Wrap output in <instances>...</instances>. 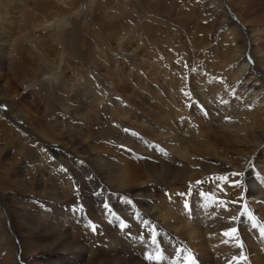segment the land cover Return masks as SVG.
Returning <instances> with one entry per match:
<instances>
[{
	"label": "bare ground",
	"instance_id": "bare-ground-1",
	"mask_svg": "<svg viewBox=\"0 0 264 264\" xmlns=\"http://www.w3.org/2000/svg\"><path fill=\"white\" fill-rule=\"evenodd\" d=\"M119 1L109 0L96 7L93 21L88 27L89 37L84 36L85 38L82 40L85 48L79 52V42L77 40L79 30L68 31L64 34L57 32L69 23L76 7L84 9L89 1L0 0V68L8 69L9 74H12L11 76L15 78V81L31 85L41 80L42 77L55 80L60 73L55 72V70L58 68L65 69V71H70L74 77L76 76L83 87L87 86V89L91 91H88L91 102L96 99V101H100L102 97L106 96L104 85H101V82L96 79L94 72L90 69V63L95 58L101 59L102 56L98 57L100 53L118 62L117 58L114 57L116 55H113L114 52L108 51L109 46L106 42L108 39H105V37H108L109 40L111 38L116 39L120 43L124 37H128L126 36L128 33L133 34L134 37L139 36V34L135 36L137 34L136 28L139 26L134 20L133 12L135 11L130 9L132 14H129L123 6L119 5ZM126 1L128 2V0ZM145 1V4H149V6L146 5L148 7L146 9L152 11L154 16L153 20L147 21V29H150V40L148 41L153 49L151 52L153 51L152 55L155 61L157 58H162L161 61H163L162 66H159L157 61L156 72L153 71L154 74L156 73L157 79L161 78V74L166 78L169 76L171 78L176 73L175 70L177 73H186L185 64L186 59L190 57L189 51H191L190 59L193 58L194 63H199V61L202 63L201 57L204 60L206 50L205 52H195V44L200 47L210 45L211 51H214V58L206 55L207 58H211V62L207 64L205 61V71L201 74L200 82H198L202 88L193 97L200 100L206 111H209L210 116L206 119L201 117L206 121L199 122L198 110L193 108L188 110L181 103V98L174 96V99H158L159 102L167 103L166 108L171 111L169 120H164L161 114L158 115L161 119L159 120L160 124L158 123L161 130L160 141L164 145L162 146L164 152H161V154L166 162H170V159L173 160V164L168 163L160 167L152 165L147 168L150 177L161 181L163 186L168 188L167 193L165 192L160 199V205H152V193L147 192L142 187L135 188L139 186L138 183L143 184L144 181H141L140 168L134 166L129 159H126L127 151L124 152L121 149V153L119 150H114V152H117L118 162L113 160L111 156L106 158L96 153V148L92 145L95 141L93 137L103 127L106 128L108 135H112L117 142H121L126 134L123 129L117 126L113 128L111 126L100 127L98 125L100 119L97 117L95 108L88 109V114L85 113L86 116L82 114L80 115L81 118L78 117L80 120H76L77 126L84 123L81 128L91 129L89 131L90 135L80 131L78 137L87 145L84 147V153H87L90 161L96 164L93 168V175L91 174L92 180L88 181L89 184L85 183L84 179L80 181L79 172L72 166V168H69L71 171L68 170L69 177L67 175L62 176L65 179L68 177L69 180L81 182H78L81 187L79 189L80 197L69 200L62 199L61 201L56 199L50 206L51 210L45 209L44 204L25 206V203L21 202L22 199L16 195H11V192L17 185L20 189L26 190L27 181L13 177L16 173V163L12 160L13 157H9V153L5 155L7 156L4 157L5 162L0 159V169L3 168L0 171V264H185V259L189 253L194 257L195 264H227L228 261L232 264H264V238L259 234L260 230L264 229V111L257 108L252 110L256 95H259L258 97L264 96V46L261 45L264 41L261 44L258 42L260 38H264L261 35L264 32V29H261L264 26V17L259 18L261 20L251 21V25H253L251 28H249L251 26L249 25L250 21L246 20L245 17L243 18V16L239 19L241 20L240 23L231 26L235 21V13L228 10L227 0H223V3L227 6L224 8L226 10L225 17L221 20L215 17L214 12H209V9L214 5V0H199L197 3L190 0ZM152 3L155 6H150ZM133 5L130 7H136ZM183 7L185 8V14L183 15L185 19L188 18L185 20L188 23L184 24L185 21L182 20L180 23L190 27L191 31L202 30L203 34L206 35L207 42H213V44H205L204 40H198L196 31L193 32L192 36L188 34V39L186 36L184 38L180 32L172 27L173 24H168L172 22L168 17L172 12L171 10L182 11ZM195 7H198L197 11L194 10ZM139 8L141 7L139 6ZM213 8L216 10L217 7ZM218 10L217 8L215 12H218ZM141 20L137 21L141 22ZM143 27L144 23L142 22L139 29L143 31ZM214 34H217V36L209 37ZM114 45L116 44L114 43ZM97 47L104 54L98 52ZM52 55L54 57L50 58ZM133 58H135V55L131 59ZM172 58L176 60L175 63L178 61L180 65L175 70H173L175 64ZM104 59L107 60L106 57ZM107 61H104V63ZM227 63H229V66L226 67ZM169 65L170 68H168ZM112 71L117 74L116 70L113 69ZM221 73H223L222 76ZM47 74L49 75L45 77ZM251 75L256 76L255 79L252 80ZM223 76L225 82L228 81L227 84L225 82L220 83L219 78L222 79ZM178 79L174 78L176 84L179 82ZM180 81L186 82L187 79ZM12 83L14 82L12 81ZM6 85L0 82V90L2 91L0 98L4 100L3 103L5 102V104L1 103L3 106H8L7 102L11 101ZM43 93H45V100L48 99L51 102L62 99L61 97L56 98L59 95L58 90L50 91L43 84L41 89L39 88L34 93L36 95L34 104L38 107L42 105L39 96ZM12 101V113H9L10 116H6L8 120L6 122L1 121L0 115V143L5 142V150L8 146H11V141L16 140L18 143L24 138L17 130L23 128L18 124L20 123L18 119L23 118L24 115L16 109L20 104L15 99H12ZM111 103L113 107L104 106L102 108L106 114L117 118L132 119L131 116L135 111L130 103ZM34 104L33 106H36ZM64 106L63 110L73 113V110L64 108ZM179 108L186 110L182 113V110H178ZM8 109H10L9 106ZM180 114L183 116L182 122L190 129L182 126L181 123L177 125L176 119ZM42 116L45 118V115ZM213 121L220 126V129L216 128L217 132H214L215 128L212 132L208 130L212 126V123L209 122ZM59 123L52 124V130L41 129L39 138L37 134L31 132V140L29 141L33 143L36 150L29 148L27 153H30L28 156L34 161H38L39 164L40 157L43 158L41 155L50 156L47 154L46 148H49L53 155L57 152L55 147L52 146L54 143H58L56 132L65 131L63 125L61 126V123ZM198 123H201L202 126H198ZM1 131H3L2 134ZM29 131L27 130V132ZM14 135L17 138H14ZM188 135L192 136L188 137ZM198 137L202 138V141L207 139L205 141L208 143L207 146L199 144L196 141ZM16 142L14 141V143ZM18 145L23 150L26 149L22 143H18ZM22 148L16 152H20ZM42 148L45 150L43 151ZM205 148L206 150H203ZM168 153L171 154V157ZM73 156L76 161L78 157H82L79 153H75ZM48 161L53 163L54 160L49 157ZM70 163L72 164L71 161ZM254 168H259L262 172L256 171ZM233 173H239L240 175L233 176ZM237 180L239 184H234L233 182ZM198 181H203V183L198 184ZM55 183L56 181L53 184ZM58 186L60 187V185ZM212 191L217 192L218 197H222L224 202L215 209L214 207H208L209 201H212L208 200L211 199L210 193ZM177 193H191L189 203L191 218H188L183 208H181ZM201 193L203 195H200ZM128 194L134 196L129 208L134 209L132 205H135L142 212L140 219L143 218V222H148L144 223L146 225L144 233H147V235L143 237L140 234V237L144 239L143 241L140 237L138 239V235H134V242L129 239L126 241L124 234L118 237V241L109 235L112 234L113 228H118L121 231V224L125 223V220L129 217V215L125 217L126 213L123 210L129 198ZM154 195L155 197L158 196L157 193ZM7 198L10 199L12 204L5 206V203L9 200ZM105 204L108 205L107 208H105ZM5 207H8L9 216L7 211L4 210ZM85 210L93 216L96 215V217L103 212H111L107 223V234H105L112 241L110 242L112 247L109 250L104 247H96L95 249L93 246L88 245L89 241L88 243L77 241L75 244L71 240L73 236L71 230L63 222L70 221L69 218L75 215L85 222ZM242 213L244 215L249 213L251 220L245 221L241 215ZM232 217H236V219L232 220ZM8 220H11V225H9ZM233 227L238 229L237 233L244 240L245 245L242 249L237 246L232 237L223 235L225 231ZM153 229L158 233L159 252L166 258L161 262L150 261L145 258L146 253L155 254L156 246L151 244L149 238V233ZM20 230L26 238L32 236L34 238L21 241ZM211 231L210 243L216 244L214 246L210 243L204 245L205 241H201L202 235ZM124 232H127V230ZM128 234L127 232L126 235ZM137 240L139 243L136 246ZM18 242L22 245L21 251H19L20 244ZM178 249L180 251H177ZM212 249L215 250L213 254L211 253ZM241 254L246 259L240 260Z\"/></svg>",
	"mask_w": 264,
	"mask_h": 264
},
{
	"label": "rangeland",
	"instance_id": "rangeland-1",
	"mask_svg": "<svg viewBox=\"0 0 264 264\" xmlns=\"http://www.w3.org/2000/svg\"><path fill=\"white\" fill-rule=\"evenodd\" d=\"M86 1H89V3L88 2L86 3L84 9H78V7H76L73 11V17L70 18L69 23L65 24L57 32L59 34H64V33H67L68 31H78L79 30L78 31L79 35H78V39H77L79 42L78 43L79 52L83 51L85 48L83 43H82V40H84L85 37L86 38L89 37V34H88L89 28L88 27L90 26V24L93 21L94 11H95L96 7H98L101 3L108 2L109 0H86ZM125 1L126 0H120L119 5L123 6L124 10L128 11L129 14H132L131 10L135 11V12L132 11L134 13V16H135L134 17L135 18L134 20H136L135 22L139 26H141V24L143 22L144 23V27H143L144 29L142 31L141 29H139V26H138L136 28L137 34H135V36H137L139 34L138 37H134V36H132L133 34L128 33L126 35L128 37H126V38L124 37V39H122V41L120 40L121 41L120 43L116 39L114 40L111 38L109 40L108 37L107 38L105 37V39H108L106 41L108 43V46H109L108 51L114 52L113 55H116L114 57L117 58L118 62H115V60H113L112 58L109 59V58H107L108 56H106V55L103 56L100 53L99 55L98 54L97 55H98V57L102 56V58L101 59L95 58L90 63V69H91V71L94 72L93 74L95 75L96 79L101 82V85L102 84L104 85V91H105L106 96L102 97L100 101L99 100L96 101L97 100L96 99L95 101L91 102L92 100L90 101V99L88 97V95L90 96V94L88 92L90 90L87 89V86L83 87V85L80 84L81 82L76 79V76L74 77L70 71H68V70L65 71V69L62 70L61 68H58L57 70H55V72H58V73L60 72L58 78H56L55 80L42 77L41 80L37 81L38 83L35 82L34 83L35 85L34 84L31 85L29 83L24 84V83L15 81V78L11 76L12 74L11 75L9 74L10 71H8V69H6L4 67H3V69L0 68V82L4 83L5 85L8 84V85H6V89L9 93V98L11 99L10 102H7L8 106L10 107V109H8V106L1 105V103H3L4 100H2L0 98L1 121L4 120L3 122H6L8 120L6 116H10L9 113L10 114L12 113V102H13L12 99H15V101L18 104H20L19 105L20 108L18 107V104H17L18 108H16V109L19 110L20 112H22V114L24 115L23 118L18 119V121L20 122L18 124L23 127L22 128L23 130L22 129H17V130L20 131L21 135H23V137H24L23 140H20L18 143H22V145H24V147H26V149L23 150V148L20 147V145H18L16 140L13 139L16 143H14V141H11L10 142L11 146H8V148H7L8 151H7L4 149L5 148V142L2 141L0 143V154H1L0 159L2 161H4V157H7L5 155H8V153H9L10 154L9 157L10 158L13 157L12 160L16 163V173L14 174L13 177H16L17 179L21 178L22 180L27 181V183H26L27 189L26 190L23 188L20 189L17 185V187L15 189H13V191L11 192V195H16V196H18V198H21L22 199L21 202L25 203V206H27V207H30L33 205H38V204L39 205L44 204L45 209L51 210L50 206L53 204L52 202L56 199L58 201H61L62 199L63 200L64 199L69 200V199H73V198H76L78 196L79 197L81 196L79 194V189H81V187H80V184H78V182L83 181V179H84L85 183L89 184L88 181L92 180L91 174L93 175V168L96 166V164L95 163L93 164V162L90 161L88 154L84 153V151H83L84 147H86L87 145L85 142H82L78 137L80 131L90 135L89 131H91V129L90 128L88 129L85 127L81 128L82 125L84 126V123H81L80 126H77V121L80 120L78 117H80V115H82V114H84L86 116V114H88V112H87L88 109L92 110L93 108H95V110L97 112V117L100 119V121L98 122V125L100 127L101 126L102 127L103 126H111V128H113V127L117 126V127L124 130L126 135H124L121 142H117L114 140V137L112 135H110V134L108 135L106 128L103 127L102 130H100L101 133L97 131L98 134L93 137V140H95V141L92 145L95 146L97 154H99L103 157H106V158H109L111 156V158L113 160H115L116 162H118L116 151L119 150L121 152V149L124 152L127 151L128 153L125 156L126 159H129V161H131V163L134 166H137L138 168H140V172L142 174L141 175L142 176L141 181H144L143 184L138 183L139 186L135 187V188L138 189V188L142 187V189H145L147 192L152 193L153 194L152 205H160V199L165 194V192L167 193L168 188L164 187L163 183L161 181H157L156 178L150 177L149 176L150 174L148 175L149 172H148L147 168L151 167L152 165L155 167H160V166L166 165L168 163L173 164L172 159H170V162H168V161L166 162V160L163 159V157H162L161 152H164L162 150V146H164V145L160 141L161 130L158 127V125L160 124L159 120H161V119H159L158 115L161 114V115H163L164 120H167V119L169 120L170 119L169 116L171 115V111L167 110V108H166L168 106L167 103L164 104L163 102H159L158 99H174L173 98L174 96H176V98H181L180 99L181 103L184 104V106L187 107L188 110H191L192 108L198 110L197 113L199 114V119H200L199 122L200 121L201 122L206 121V120L202 119L201 117L206 119L208 116H210L209 111L208 110L206 111V109L201 104L200 100L198 98H196V99L193 98L194 96H196L198 94L199 90L202 88L198 82H200L201 74L203 73V71H205V69H204L205 61L207 64H209L211 62V58L210 57L207 58V56H211L213 58L215 56L213 53L214 51H211L212 49H210V45L208 47H207V45H205V47H200L197 44H195V46H196V49L194 50L195 52H202V51L205 52V50H206L207 54L206 53L204 54L205 55L204 60L201 57L202 63H200V61H199V63H194L193 58L190 59L191 51H189L190 57H189V59H186L187 61L185 64V67H186L185 70H186L187 74L182 73V72L177 73L175 68H177L180 65L178 64V61L175 63L176 60L174 58H172V60L174 61V64H175L174 65L175 67H173L174 68L173 70H175L176 73H174L173 76H171V78H170V76L168 78H166L164 75L161 74L160 75L161 78L157 79L156 73L154 74V72H156L155 68L157 66V61H158L159 66H162L161 64H163V61H161L162 58L161 59L157 58L155 61V58L152 55L153 51L151 52V50H153V49H152V47H150L151 45H149L150 42L148 41V40H150V38H149L150 37V29H147L148 28V22L147 21L154 19L153 12L146 9V8H148L147 6H149V4L148 5L145 4L146 3L145 0H128V2L127 1L125 2ZM137 1L140 3H138ZM190 1L197 3L199 0H190ZM226 4L229 6H227ZM226 4L223 3V0H214L213 7H217L219 10H218V12H215V11H217V8L215 10V8L211 7L209 9L210 10L209 12H211V13L214 12L216 15L215 17H218L219 20H221L225 17L226 10H224V8L227 6L228 10H231L232 12L235 13V21L232 23L231 26L237 25L238 22L240 23L241 20H239V19H240V17L242 18V16H243V18L245 17L246 20L250 21L249 25H251V21L254 22L256 20H261L259 18L264 17L263 16L264 15V0H237V2H236V0H227ZM132 5L136 6V7L131 8L130 6H132ZM152 5L155 6L153 3L150 4V6H152ZM223 5H224V7H223ZM139 6L141 8H139ZM140 9L142 10V12ZM184 10H185L184 7H183L182 11H178L176 9L171 10L172 12L168 17L172 20V22H170L168 24H170V25L173 24L172 27L175 28L176 31L180 32L181 35L184 36V38L186 36L188 39V34L192 36L194 34L193 32L196 31L197 32L196 37L198 40H202V41L204 40L205 44H207V43L213 44V42H209V41L207 42L206 35L203 34L202 30L191 31L190 27H186L184 25V24L188 23L185 21L188 18L186 17V19H185V16L183 15V14H185ZM194 10L197 11L198 7L197 8L195 7ZM143 11H145V12H143ZM239 13H240V15H239ZM141 15H143V16H141ZM141 17H143V18H141ZM139 19H142L143 21L141 20V22H138L137 20H139ZM181 20L185 21L184 24L180 23ZM263 24H264V20H263ZM252 26L253 25H251L249 28H251ZM261 29H264V26H263V28L261 27ZM85 31H87V32L85 33ZM263 33L261 34L262 37H264ZM211 36L216 37L217 34L210 35L209 37H211ZM130 37H133L134 39L133 38L131 39ZM80 38H82V39H80ZM144 38H145V40H143ZM134 40H136V41L138 40V41L136 42ZM263 41H264V38H260V40L258 42L261 44ZM141 42H142V44H141ZM114 43L116 45H114ZM214 43H215V41H214ZM117 45H118V47H117ZM261 45L264 46V42ZM99 51L102 52L98 48V52ZM106 53H108V52H106ZM50 55H48V56H50ZM134 55H135V58L131 59L132 57H134ZM53 57H54V55H52L50 58H53ZM104 57H106V59L109 61L105 60ZM124 59H125V61H124ZM104 61H107V62L104 63ZM227 66H229V63L226 64V67ZM168 68H170V65ZM113 69L117 71V74L112 71ZM48 75L49 74H47L45 77H47ZM185 75H187V76L185 77ZM222 75H223V73H221V76ZM68 76H70V77L68 79H66ZM255 77L256 76L251 75L252 80L255 79ZM174 78L176 80L179 78L178 84H176V80L174 82ZM185 79H187L186 82L180 81V80H185ZM219 80H220V83L225 82L224 76L222 79L219 78ZM12 81L14 83L11 84ZM118 81H120V82H118ZM227 82L228 81H226L225 84H227ZM43 84L45 86H47L48 90H50V91L58 90L59 95L56 96V98L58 99V97L59 98L61 97L62 99H59V101H54V102L52 101L51 102V100H48V99L45 100V95H44L45 93H43L42 95L40 94V96H39V97H41V100H42L41 107H38L36 104H34L35 103V96H36L34 93H36V91H38L39 88L41 89ZM172 86H173V88H172ZM237 86L239 87L238 84H237ZM82 91H84V92H82ZM1 94H2V91L0 90V95ZM86 95H87V97H86ZM258 96L256 95V97L254 99V106L252 107V110H256V108H257L259 110L264 111V96L263 97H258ZM92 99L94 100V98H92ZM111 102H128V103H130L133 106L132 109L134 108L133 110L135 111V113H133L131 116L132 119L117 118V117H112L110 114L109 115L106 114V112H104V110L102 108L104 106L113 107L111 105L112 104ZM3 104H5V102ZM33 104L36 106H33ZM63 106H64V108L71 109V111L73 110L72 111L73 113H68L67 111L63 110L62 109ZM74 107H76V108H74ZM177 107H178V105H177ZM30 108H32V109H30ZM48 109H49V111H48ZM178 110H182V113H183L186 109L179 108ZM42 115H45V118ZM63 115H65V116H63ZM38 117H39V119H38ZM56 117H58V118H56ZM60 120H61V122H60ZM176 120H177V125H179L181 123L182 126L188 127L185 123L182 122V120H183L182 114H180L178 119H176ZM47 121H49V122H47ZM42 122H43V124H42ZM55 122L56 123L60 122L61 126L63 125V127H64L63 129L65 131L60 132V133L56 132L57 133L56 138H57L58 143H54L52 145L55 147V149L57 151L55 155L52 154V151L49 148H46L47 154L50 155L49 157L52 158L54 161H53V163H51V161H48L49 157H47L45 154L41 155L39 153L41 156H43V158L40 157L41 161L39 164L38 161L36 162L30 156H28L30 153H27V150L29 152V148L31 150H33V149L36 150L33 143L31 141H29V140H31V132L37 134V136L39 138L40 133H41L40 130L44 129V128L52 130L53 129L52 124H54ZM214 122L215 121L209 122V123H212V126L210 127V129H208L211 132L213 131L214 128L220 129V126L217 124V122L216 123H214ZM66 123H68V124H66ZM197 125L200 127L202 126L201 123H198ZM205 125H207V123H205ZM126 128H127V130H126ZM188 129H190V128L188 127ZM27 130H30V131L27 132ZM97 130H99V129H97ZM2 132L3 131H1V134H2ZM214 132H217V129ZM191 136L188 135V137H191ZM14 138H17V137L14 135ZM27 139H28V141H27ZM193 139H194V136H193ZM206 140L207 139H204L202 141V138H199V137L196 139V141L199 144L200 143L203 144V146H207L208 143L205 142ZM25 144H26V146H25ZM68 144H70L72 147ZM20 148H22L23 151L21 150L20 152H16ZM42 150L44 151L45 149L42 148ZM114 150H116V151L114 152ZM203 150H206V148ZM72 151L74 154L79 153L80 156H82V157H78V159L76 161V158L73 156L74 154L71 153ZM168 154L171 157V154L170 153H168ZM52 156H54L55 158ZM71 158H73V159H71ZM9 161L11 162V160H9ZM70 161L72 162V164L70 163ZM24 164H26L28 167L25 166ZM260 164H262V163H260ZM71 166L74 169H76L77 172H79L78 176H79L80 181L75 182V180H72V179L69 180V178H68L69 177V171H71V170H69V168H72ZM254 169L256 171L262 172V170L259 168L258 169L254 168ZM2 170H3V168L0 169V171H2ZM65 172H67V173H65ZM63 175H67L68 177H66V179H65L62 177ZM59 176H61V177L59 178ZM81 176H82V178H81ZM55 181H56V183L53 184ZM58 185H60V187ZM220 191H222V190H220ZM155 193H157V195H158L157 197H155V195H154ZM216 193L217 192H215V191L214 192L212 191L210 193L211 199H208V200H212V201H209L208 207H214V209H215V207H218L219 204L220 205L224 204V202L222 201V197H218V195H217L218 193L217 194ZM133 194H136V193H133ZM168 197H170V196H168ZM8 199L9 198H7V200ZM131 200H134V196L129 195L128 201H131ZM168 200H169V198H168ZM185 200H187L188 203H190L191 194L183 196V197L179 196L181 208H183L186 216L189 218V212L187 210H185V208H184ZM128 201L125 204L126 207L124 206V208H123V210L126 213L125 217L129 215V217H128L129 220L127 218V220H125V223H123L125 225V227L121 228V231L118 228H113L112 234L111 233L109 234L110 236H113L116 241H118V237H121L123 234H124L123 236H125V238H126V241H127V239H129L132 242H134V240H135L134 235H138V239L140 237V234H142L143 237H145L147 235V233H144V231L146 229V225L143 223V218L140 219L142 212L139 209H137L135 207V205H132V207L135 209V211H134V209L129 208V205L132 202L128 203ZM46 202H47V204H46ZM8 204H12L10 202V199L8 200V202L5 203V206ZM4 210H6L7 213L9 212L8 207H5ZM109 214L111 215V212H103L102 214H98L99 216L96 217V215L93 216L92 214H90L89 211H86L85 222L81 221L80 218L75 215L76 217L71 216V218H69L70 221L63 222V223H65L67 225V227L69 228V230H71V234L73 235L71 237V240L75 244L77 243V241L78 242L86 241L87 243L89 241L88 245L91 247L93 246L95 249H96V247H104V248L109 250L112 247V244L110 243L112 241H110L111 238H107L105 235V234H107V227H108L107 223L109 221L108 220ZM130 214H131V217L133 216L132 218L130 217ZM9 215L10 214L8 213V216ZM242 217H244L245 221L251 220L249 213L243 215ZM256 217H254V218H256ZM259 217L261 218V216H259ZM261 219H263V218H261ZM8 223H9V225H11V220H8ZM129 226H130V228H129ZM128 228H129V230H128ZM126 230L129 233L128 235H126L127 232H124ZM19 232H20L19 236L21 237L20 238L21 241H24L26 239L30 240L31 238H34L33 236L30 238H28V237L26 238V236L21 232V230ZM211 233H212V231L203 233L202 240L200 238H199V240H201L202 242L204 240L205 241V243H203L204 245L209 244L210 243L209 237H210ZM129 235H130V237H129ZM236 235L238 236L239 240L243 243V245H245L244 240L241 238V235L239 233H237ZM143 240L144 239H142V241ZM138 243L139 242L137 240L136 246L138 245ZM210 244H212V246H214L216 243H210ZM21 249H22V245L20 244L19 245V251H21ZM214 252H215V250L212 249L211 253L213 254ZM149 254L150 253H148V254L146 253V255H149ZM161 261L162 260H160L159 262H161ZM227 264H232V263L230 261H228Z\"/></svg>",
	"mask_w": 264,
	"mask_h": 264
},
{
	"label": "snow or ice",
	"instance_id": "snow-or-ice-1",
	"mask_svg": "<svg viewBox=\"0 0 264 264\" xmlns=\"http://www.w3.org/2000/svg\"><path fill=\"white\" fill-rule=\"evenodd\" d=\"M233 176H239L240 174L239 173H233L232 174ZM198 184H201L203 183V181H198L197 182ZM234 184H239V181H234L233 182ZM191 193H177L176 195H179V196H186V195H190ZM200 195H203L202 193ZM128 203H131V201H128ZM108 205L105 204V208H107ZM184 208L185 210H187L189 212V218L190 217V212H191V209H190V205L188 203L187 200H185L184 202ZM242 216L244 215L243 213L241 214ZM236 217H232V220H235ZM143 223H148V222H143ZM251 223V221H250ZM125 227V225L122 223L121 224V228ZM253 227L255 228V225L253 224ZM238 232V229L233 227V228H230L228 231H225L223 233L224 236H229V237H232L233 239L236 240V243H237V246L240 247L241 249L243 248V243L239 240L238 236L236 235ZM262 238H264V229H261L260 230V233ZM141 239H143V237H140ZM149 238H150V242L152 245L156 246L155 247V254H149V255H146V259L147 260H155V261H160V260H163V259H166L160 252H159V246H158V233H156L155 229L152 230V232L149 233ZM226 242V241H225ZM177 251H180L179 249ZM240 260H243V259H246V257L243 256V254L240 255L239 257ZM185 264H195V260H194V257L189 253V255L186 257L185 259Z\"/></svg>",
	"mask_w": 264,
	"mask_h": 264
}]
</instances>
